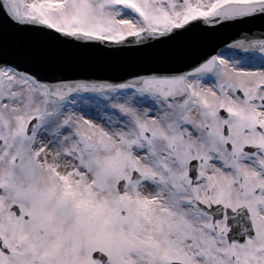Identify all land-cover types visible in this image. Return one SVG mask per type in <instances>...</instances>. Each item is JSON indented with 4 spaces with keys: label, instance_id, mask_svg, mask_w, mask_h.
I'll list each match as a JSON object with an SVG mask.
<instances>
[{
    "label": "snow or ice",
    "instance_id": "6c2138e0",
    "mask_svg": "<svg viewBox=\"0 0 264 264\" xmlns=\"http://www.w3.org/2000/svg\"><path fill=\"white\" fill-rule=\"evenodd\" d=\"M0 264H264V0H0Z\"/></svg>",
    "mask_w": 264,
    "mask_h": 264
},
{
    "label": "water",
    "instance_id": "95a60500",
    "mask_svg": "<svg viewBox=\"0 0 264 264\" xmlns=\"http://www.w3.org/2000/svg\"><path fill=\"white\" fill-rule=\"evenodd\" d=\"M236 32L235 29H226L224 31L225 36H230L234 35ZM93 76H119V75H124L122 71H118L112 68H102V69H97L94 70L92 73H90Z\"/></svg>",
    "mask_w": 264,
    "mask_h": 264
}]
</instances>
